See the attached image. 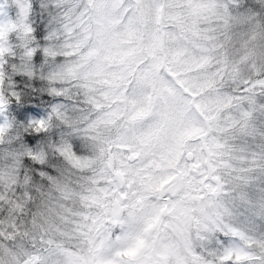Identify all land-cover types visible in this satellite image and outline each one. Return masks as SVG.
Here are the masks:
<instances>
[{
  "label": "clouds",
  "instance_id": "obj_1",
  "mask_svg": "<svg viewBox=\"0 0 264 264\" xmlns=\"http://www.w3.org/2000/svg\"><path fill=\"white\" fill-rule=\"evenodd\" d=\"M0 264H264V0H0Z\"/></svg>",
  "mask_w": 264,
  "mask_h": 264
}]
</instances>
